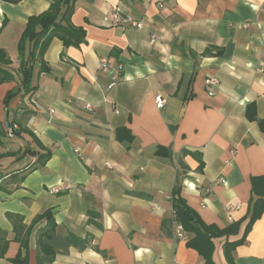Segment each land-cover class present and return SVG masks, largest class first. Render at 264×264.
Wrapping results in <instances>:
<instances>
[{"label": "crops", "instance_id": "1", "mask_svg": "<svg viewBox=\"0 0 264 264\" xmlns=\"http://www.w3.org/2000/svg\"><path fill=\"white\" fill-rule=\"evenodd\" d=\"M51 2L0 0V49L13 66L28 17ZM71 4L67 22L84 41L51 37L48 71L35 63L30 91L0 83V264H21L10 261L9 213L30 226L25 264H204L194 234L176 235L175 190L212 227L213 264H264V0ZM113 10L143 26L112 24ZM9 123L20 133L7 136ZM46 210L52 226L35 221Z\"/></svg>", "mask_w": 264, "mask_h": 264}, {"label": "trees", "instance_id": "2", "mask_svg": "<svg viewBox=\"0 0 264 264\" xmlns=\"http://www.w3.org/2000/svg\"><path fill=\"white\" fill-rule=\"evenodd\" d=\"M73 0H52L49 8L37 15L29 16L24 29L17 42V66L12 65V60L7 54L0 49V83L17 78L19 85L25 92L32 90L33 70L36 62L39 63V72L48 71V66L43 59L44 51L48 46L49 40L53 36H57L64 46L78 45L85 39V30L81 26H74L67 22V17L71 13ZM13 92L8 91L4 99L5 106ZM250 108V105L247 107ZM249 110V109H248ZM252 117V113H247ZM11 125L10 123L8 126ZM13 125V124H12ZM11 125V126H12ZM260 130L264 133V120L258 122ZM20 133L19 130H14ZM1 132V128H0ZM34 135V134H32ZM7 154H0V158ZM41 156L47 158L49 151ZM20 176L19 180H22ZM254 179H260L255 177ZM172 209L174 211V219L181 225L184 231L194 234L195 242L190 241L197 250L205 258L204 264H213L210 258V250L206 248L210 242V231L212 227L204 224L198 214L191 208L185 200L178 195V191H174L171 195ZM257 202L264 203V196H259ZM8 217L13 221V230L15 232L14 240L19 242V252L10 259L14 263H27L26 253L28 248V236L30 226H25L22 222V217L12 213ZM45 218L49 225H53V219L49 210L35 218V221ZM8 244V240L4 237L3 242L0 243V256H3ZM199 244V245H198ZM44 251L51 253L49 246L43 244ZM22 253H25L22 256Z\"/></svg>", "mask_w": 264, "mask_h": 264}, {"label": "built area", "instance_id": "3", "mask_svg": "<svg viewBox=\"0 0 264 264\" xmlns=\"http://www.w3.org/2000/svg\"><path fill=\"white\" fill-rule=\"evenodd\" d=\"M109 20L112 24L115 25H129L132 27H136V28H141L143 26L141 21L136 20L133 16L131 15H122L120 14L117 10H113V12L111 13ZM238 27L240 28H245L246 24L245 23H241L238 25ZM152 38H154V36H152ZM100 69L102 71H109L110 69V65L109 62L107 60V58H102L100 61ZM122 70V65L118 64L116 67L113 68V70L111 71V83L109 84V87L113 86L118 80H119V74L120 71ZM218 84V79L214 76H210L207 77L205 79V85L208 88V93L210 95L214 94V90L213 88ZM166 100L160 96V95H156L155 96V105L157 108H162L165 105ZM86 108L88 110L93 109V105L90 103L86 104ZM50 112H53V109H49ZM16 129V125H12V126H8L6 133L7 136H11L13 134V131ZM223 182V181H221ZM58 189L56 188H52V192H56ZM238 205L235 206V208H237ZM231 208H229L230 210ZM171 215L174 217V211L173 209H171ZM183 233V228L181 227L180 224L177 223V227H176V235L178 237H181Z\"/></svg>", "mask_w": 264, "mask_h": 264}]
</instances>
